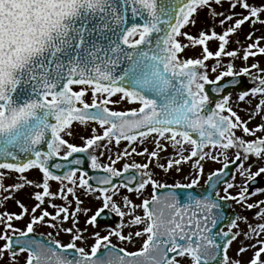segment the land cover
I'll list each match as a JSON object with an SVG mask.
<instances>
[{"label":"snow or ice","instance_id":"snow-or-ice-1","mask_svg":"<svg viewBox=\"0 0 264 264\" xmlns=\"http://www.w3.org/2000/svg\"><path fill=\"white\" fill-rule=\"evenodd\" d=\"M223 5L224 0H0V170L19 173L18 180L23 181L6 188V172L0 171V191L19 190L26 184L42 189L33 194L38 203L30 210L17 200L20 213H0V261L7 258V264H20L23 257V264H244L238 257L251 248L254 252L247 264H264V239H260L264 223H248V231H234L238 221L247 223V217L230 218L223 204L234 201L246 209H258L255 216L264 221V200L247 202L251 196L264 195V187L252 189L264 176V136H256L264 132V124L249 128L248 121L233 110L228 95L214 101L205 87L213 85V93H222L239 83L235 79L225 82V77L250 73L247 66L234 71L229 63L226 70L210 79L206 61L217 58L211 68L215 73L221 57H237V50L227 49L230 36L245 22L264 25V5L228 0V8L218 11L216 6ZM237 7L247 14L235 12ZM205 9L213 19L219 17L220 25H228L222 33L215 28L210 33L201 30L198 36L183 31L194 26L196 16ZM180 37L193 46H203L201 57L182 58L189 45ZM247 38L251 39L252 33ZM213 39L219 41L215 52L208 46ZM258 54H264L259 39L247 45L243 59ZM251 68L259 69L261 75L252 77L255 86L239 93L241 101L259 97L249 120L264 113V69L259 64ZM122 102L134 106L126 111L112 107ZM78 126H83L82 145L69 139L76 136ZM237 131L254 138L245 139ZM150 136L155 142L151 152L147 147L137 152L133 146L131 151L118 153L116 159L109 156L108 164L90 154L91 169L104 173L95 178L96 187L89 182L91 177L85 178L87 171L76 167L85 160L79 156L69 159L73 154L108 149L113 141L132 145L139 140L143 144ZM162 140L173 148L179 146V158L158 167L179 172L182 164L190 163L196 170L190 182L161 184L149 163H126L122 171L115 167L122 156L133 153L147 154L149 161L159 160L160 152L167 148ZM185 144L191 146L187 155ZM209 148L218 152L207 151ZM230 149L236 152L229 161ZM218 154L227 162L200 185L204 174L201 162L215 160ZM251 157L257 162L255 171L253 164L245 163ZM229 163L244 179L235 194L230 191L237 187L235 174L226 172ZM33 168L42 173L41 182L23 175ZM130 168L141 170L139 179L123 175ZM61 169L66 170L62 174L54 171ZM226 175H231V181ZM50 181L60 182L58 193L50 190ZM221 184L223 195L218 190ZM149 186L151 197L143 198ZM121 188L135 194L140 203L121 193ZM161 188L169 190L158 193ZM77 190L101 201L86 219L92 228L107 219L105 210L120 218L115 227L105 229L106 234L92 232L94 243L90 246L77 243L86 239L83 233L88 231L79 226L78 213L91 211L81 209L83 201ZM57 196L66 204H71L69 196L73 197L75 210L52 203ZM45 203L55 212L42 209ZM29 211L31 218L25 227H14L12 221L23 219ZM48 218L60 225L71 222V227L62 228L71 234L69 243L53 239L51 233L47 240L38 238L43 234H34V225L49 222ZM225 221L227 230L220 226ZM49 226L58 227L51 222ZM242 236L244 240L255 239V243H243ZM112 237L129 244L143 239L138 248L128 250L113 244ZM233 242L239 243L236 257L229 255Z\"/></svg>","mask_w":264,"mask_h":264},{"label":"rangeland","instance_id":"rangeland-1","mask_svg":"<svg viewBox=\"0 0 264 264\" xmlns=\"http://www.w3.org/2000/svg\"><path fill=\"white\" fill-rule=\"evenodd\" d=\"M250 4L254 5H264V0H248ZM218 11H224L225 9L228 8V0H224V5L223 8H220L219 6H216ZM235 12L241 13L243 12L244 14H247V12L240 8L237 7L235 9ZM238 18V17H235ZM234 18V19H235ZM261 19H264V15L261 16ZM228 25H220L219 24V17L213 19L211 16L208 15L207 10H201L199 14L196 16V24L193 25H188L183 29V31H186L192 35L198 36L199 32L201 30L207 31L210 33V31L215 28V31L217 33H222L225 27ZM248 33H252V38L248 39L247 35ZM264 25L262 24H251L250 22H245V24L241 27L238 32L235 34H232L230 36V42L227 45V49L229 51L231 50H237L238 55L237 57H221L220 58V65L217 67V72L213 73L211 71V68L213 66H216V59L215 57L210 58L206 63L208 64L209 68V76L210 79H215V76L221 72L226 70L227 65L229 63L233 64L234 66V71H239L242 67H249L250 68V73L247 75L249 77L250 81V87L255 86L256 82L253 81L252 77L254 75H261L259 69H253L251 68L252 64H259V67L261 69H264V54H258L257 56L254 57H249L247 61L243 59V50L247 47L248 44L250 43H255L257 39H259V45L261 47H264ZM182 43L188 44L189 46L185 48L183 57L182 58H200L202 55V47L199 45H191L190 42L185 38V37H180L179 38ZM237 41H239L237 43ZM218 44L219 41L213 39L212 41L208 42L209 50L215 52L218 49ZM90 95V94H89ZM230 97V105L232 106L233 110L238 113V115L241 116L242 119L248 121V127L251 129H255L257 126L264 124V113L260 114H255L252 115V119L249 120V115L253 114L255 112V105L259 102V97H251L249 96L246 98L244 101H241L239 99V96H229ZM134 105L128 104V103H120L118 105H113L112 107L115 108V110L118 111H126L128 108L132 107ZM227 114V113H225ZM98 132L102 133V130L98 128ZM76 136L74 138H69L70 142L75 143L77 145H82L83 141L80 139V135L84 134L83 133V126H78L76 128ZM90 135V130L87 133ZM237 135L243 136L245 139H253L254 137L252 136H245V134L242 131H237ZM256 136H264V132H257ZM104 143H108L105 141ZM162 143L167 145V148L165 151L160 152L159 154V160L156 158H153L151 161H149L147 154L145 155H137L135 153L129 155V156H122L120 160L117 161L115 167L118 170L123 169L124 164H144V163H149V168L151 171H153L155 178L161 183V184H168L172 185L177 182L181 183H188L192 178H194V174L196 172L195 169L191 167L190 163H184L181 165V170L177 172L175 168L169 169L168 171H164V169L158 167V164H167V161L169 159H174V158H179L177 153L180 151L179 146L176 148H173L171 143L167 141H163ZM136 147L137 152L143 151V148L147 147L149 149V152L155 149V142L153 137H148L143 144H141L138 141L133 142L132 145H129V143L126 142H120L119 145H117L114 141L108 145V149L105 148H100V149H93L91 151L92 154L98 156V160L102 164H108L109 159L108 157L110 156L112 159H116L117 154H122L125 149H128V151H131V147ZM191 146L188 144L184 145L185 154L187 155L188 152H190ZM207 151L211 152H218L217 149H206ZM103 152V155H100L99 153ZM236 150L235 149H230L227 152V156L229 158V161L233 158L235 155ZM196 158H193L195 160ZM227 161L225 160L224 155H217V159H208L206 158L204 161L201 163L203 164L204 167V174L203 176L200 177V184H203L205 181L207 175L210 172H213L214 170H217L226 163ZM247 164H253V171L256 170L255 164L257 163L255 160V157H251L249 161L245 162ZM136 169V168H135ZM138 173L140 174L139 169H136ZM0 171H5L6 175L3 178V183L5 187L7 188L9 185H13L15 183H22L23 181L18 180V177L21 175L19 173H16L14 171H7V170H0ZM27 179L35 181V182H41L42 181V173L38 169H29L23 174ZM262 179V184L261 187H264V176L261 177ZM244 181L242 177L236 172L235 174V181L237 187L239 186L240 182ZM67 183V182H66ZM60 187V182L58 181H50V190L52 192H57L59 191ZM36 191H42V189L36 188L34 185H25L22 189L19 190H13L9 189V191H0V213L2 212H9V213H20L21 209L19 208L18 204L16 203L17 200H20L25 204L26 207L29 208V210L34 207L38 201L34 199L33 194ZM120 192L126 195H130L131 198L136 202L140 203V199L136 197L135 194H129L127 193L126 189L121 188ZM152 193L151 187H147L144 192H143V198H150ZM77 195L79 196L80 200L83 201V203L80 205L81 209L88 208L91 209L90 212L85 214L83 211L78 213V219H79V226L81 228H87L88 231L84 232L83 235L85 236L84 241H78V246H83L84 244L91 245L94 243V237L91 235L92 232L94 231H99L101 235L106 234L105 229L108 226L115 227L118 223H120V218L115 215V221L112 225H104L101 224L99 225L98 228H92L90 225L86 223V219L88 216L92 215L97 207L101 206V201L95 199L94 196H88L83 193L82 190H77ZM9 196L10 198L5 200L4 197ZM260 194H257L255 196V199L251 200V202H256L259 200H262L260 198ZM46 199H51V198H46ZM116 199L119 201L121 197L118 195ZM69 200L71 201V204H66L64 200H61L58 196L54 200H52V203H55L58 206H68L70 211H74L76 204H75V199L71 196H69ZM250 202V201H249ZM241 205V204H239ZM42 209H46L50 213H54L55 209H53L48 203H45L44 205L41 206ZM255 212L258 211V209H254ZM40 210L38 209L37 215H39ZM138 214H143L142 211L138 210ZM31 218V212L29 211L28 214L24 216L23 219L21 220H13L12 223L14 227H18L23 229L25 225L29 222ZM249 222L250 223H262L264 221L259 220L256 218L255 213H253L251 216H248ZM49 222L51 223H57L58 227L52 228L49 226V222L45 223H38L34 225L35 232L36 233H42L46 236H48L49 233H51V237L53 239H58L62 243L67 244L71 241V234L66 233L62 230L64 227H71V222L70 221H65L63 225H60L59 221H51L50 218H48ZM133 228H136V226H133ZM138 230V229H137ZM3 231V225L0 224V232ZM127 232V229L125 230ZM142 239L143 238H136V241L134 243H127L125 241H120L116 237H112V243L117 245L118 247H127L128 250H134L138 248L142 244ZM3 241H0V244H2ZM0 264H7V258L5 260L0 261ZM20 264H23V257L20 259Z\"/></svg>","mask_w":264,"mask_h":264},{"label":"water","instance_id":"water-1","mask_svg":"<svg viewBox=\"0 0 264 264\" xmlns=\"http://www.w3.org/2000/svg\"><path fill=\"white\" fill-rule=\"evenodd\" d=\"M232 79H235V80L239 81V83H238L237 85H235V86H230L229 88H227V89H226L224 92H222V93H213V92H212V87H213V85H206L205 87H206V90L208 91L210 97H211L214 101H216V100L222 99V97H223L224 95H229V94H231V93H233V92H239V93H240L241 90L246 89V88H247V89H250V85L246 83V76L225 77V82H227L228 80H232ZM218 83H219V82H218ZM211 106L214 107L215 104L213 103ZM194 138H196V137H195V134H194ZM89 155H90V153L73 154V157H70L69 159H74V158H76L77 156H79L81 159H84V160H85V164H83V165H79V166H76V167L81 168V170H83V171H87V173H88L87 178H89V177L92 178V179L89 180V182H90L92 185L97 186V182H96V179H95V178L98 177V176H102V175H104V173H102V172H100V171L91 170V169L89 168V162H88V156H89ZM54 159H55V162H59V163H67V162H65V161H60L58 158H54ZM0 162H2V161H0ZM10 162H11V161H10ZM235 169H236V166H234L233 164L229 163V167H228V169L226 170V172H227V173H231V174H233V172L235 171ZM65 170H66V169L54 170V171H56L57 174H62L63 171H65ZM123 175H136V174L134 173L133 169H129L128 173H123ZM136 176H137V179H139L138 175H136ZM115 179H116L117 183L120 182V178H115ZM225 179L230 180V179H231V175H226V176H225ZM257 182H258V180H257ZM221 185H222V184H221ZM221 185H220V186H221ZM253 185H254V183L252 184V187H253ZM219 188H220V187H219ZM168 190H169V189L161 188V189L158 190V193L166 192V191H168ZM197 190H199V188H198ZM218 190H219V189H218ZM223 204H224V211L227 212V215H228L230 218H235V217H234V213H232L231 210H230V206H229L228 202L225 201V202H223ZM111 221H112V215H110V214L108 213V216H107V219L105 220V222H109V223H110ZM224 224H225V222H224L223 224H221L220 226L222 227ZM38 238H40V239H44V240H47L44 236H39V235H38Z\"/></svg>","mask_w":264,"mask_h":264},{"label":"flooded vegetation","instance_id":"flooded-vegetation-1","mask_svg":"<svg viewBox=\"0 0 264 264\" xmlns=\"http://www.w3.org/2000/svg\"><path fill=\"white\" fill-rule=\"evenodd\" d=\"M248 203H253V202H248ZM233 209L237 212L238 216H244L247 217V223L244 220H240L238 221V228L234 229V231H243L246 232L248 231V223L249 222V218L248 216H251L253 213H256L254 211V209H246L244 206L239 205L237 203H235L233 201ZM264 223V222H262ZM253 226H255L257 223H251ZM225 230H227V228L225 227ZM243 243L245 244H254L255 243V239L249 241V240H244L243 236L240 238ZM260 239H264V234L261 235ZM239 247V243L238 242H233L232 246L229 249V255L232 257H236L237 256V249ZM254 252V249L249 248L247 252L243 253L240 257H238L239 259H241L244 264H247V261L252 257Z\"/></svg>","mask_w":264,"mask_h":264}]
</instances>
